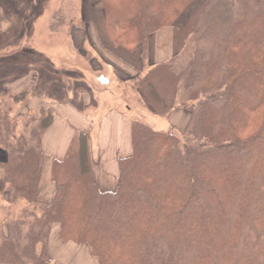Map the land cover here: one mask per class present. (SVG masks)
Wrapping results in <instances>:
<instances>
[{
    "label": "trees",
    "instance_id": "1",
    "mask_svg": "<svg viewBox=\"0 0 264 264\" xmlns=\"http://www.w3.org/2000/svg\"><path fill=\"white\" fill-rule=\"evenodd\" d=\"M194 1L104 0L110 36L146 46ZM138 83L159 116L188 110L185 128L136 121L134 153L106 191L81 138L54 164L49 204L38 185L53 115L18 118L27 95L12 98L13 111L0 90V198L7 193L12 211L0 228V264H49L37 245L54 224L100 264H264V0H202L180 27L178 54Z\"/></svg>",
    "mask_w": 264,
    "mask_h": 264
},
{
    "label": "crops",
    "instance_id": "2",
    "mask_svg": "<svg viewBox=\"0 0 264 264\" xmlns=\"http://www.w3.org/2000/svg\"><path fill=\"white\" fill-rule=\"evenodd\" d=\"M10 23L0 5V37L7 32ZM31 26L32 32L26 42L36 55H43L56 65L54 61L63 60L64 63L72 58L71 53L74 52L76 57L78 55L87 62L78 79L86 87L78 97L73 96L71 91L63 99L37 92V77L44 70L42 68L41 71L30 70L18 76L9 85L15 95L25 93L28 98L18 118L27 114L40 115L43 111L53 115V122L42 137L44 161L38 200L46 204L53 201L57 192L52 175L54 164L64 161L77 150L81 138L87 144L89 168L99 189L114 190L121 174L120 160L134 153V123L148 122L140 120V113L133 108L135 103L125 99L119 89L127 87L135 90L137 82L146 72L169 62L178 54L180 26L175 23L161 27L149 36L146 46L139 43L135 48H126L110 36L104 0H49L35 15ZM59 43L65 44L66 48L55 52L53 44ZM43 72L46 75L52 73L48 69ZM53 80L50 78V82ZM148 111L152 116H159L154 111ZM189 118L188 110L179 109L171 117H164L168 129L160 128L159 120H156L158 125L147 124L157 130L175 128L181 131ZM4 158L0 160L4 161ZM4 177L5 171L0 169V178ZM8 200L7 193L0 198L5 205H9ZM37 251L38 254L45 252L49 262L58 264L97 262L87 243L64 241L59 224L52 225L46 246L39 244Z\"/></svg>",
    "mask_w": 264,
    "mask_h": 264
},
{
    "label": "rangeland",
    "instance_id": "3",
    "mask_svg": "<svg viewBox=\"0 0 264 264\" xmlns=\"http://www.w3.org/2000/svg\"><path fill=\"white\" fill-rule=\"evenodd\" d=\"M48 1L49 0H0V5L5 9L6 18L11 22L7 32L0 37V89L3 87L1 96L4 95L3 99H5L6 106L10 104L14 106L12 98L16 93L9 89L11 82L30 70L41 71L40 68H42L44 69L43 71L46 69L51 71L52 73H49V75H46L43 71L41 72L40 76L37 77L39 80L35 90L37 92L53 94L60 99L67 98V96L70 95L69 91H71L73 96L76 95V97H78L83 91V88L86 87L82 81H78L79 72L84 65L87 64L86 61L78 58V55L76 57L74 52H72V58L70 60H65L64 63L63 60H56L54 61L56 65H54L52 61L43 58V55H36L26 42L32 32L31 25L35 15L41 11ZM201 2L202 0H195L190 3L188 7L184 9V12L175 20L174 24L176 23L180 27L183 26L194 14ZM53 47L55 48V52H62V50L66 48V45L59 43L53 44ZM50 78L54 80L50 82ZM119 93L122 94L125 99L135 103L133 108L136 112L140 113L138 114L140 115V120L144 119L148 121L146 123L150 125H158L159 122H156V120H159L161 123L160 128L168 129L166 128L167 124H165V122L167 121L164 117L157 115V117L152 116L148 111L155 112L154 103L147 98L138 82L135 90L131 91L130 88L124 87L119 89ZM179 104V101H177V105ZM13 106V111L20 110L17 109L18 105ZM149 115L150 118H148ZM175 130L174 128V131ZM7 206L8 205L0 202V219H3V222L0 223V228L4 231H6L5 215L9 209ZM12 210L15 211V208H12ZM9 212L11 213L12 211ZM89 248L92 255L97 260L94 264H100L99 258L94 255L92 251V247L89 246ZM48 263L58 264L57 262H49V260ZM76 263L77 262H70L69 264ZM86 264H91V262H86Z\"/></svg>",
    "mask_w": 264,
    "mask_h": 264
}]
</instances>
